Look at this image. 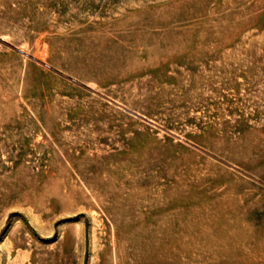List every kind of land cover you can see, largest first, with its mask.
<instances>
[{
  "label": "rangeland",
  "instance_id": "1",
  "mask_svg": "<svg viewBox=\"0 0 264 264\" xmlns=\"http://www.w3.org/2000/svg\"><path fill=\"white\" fill-rule=\"evenodd\" d=\"M0 264H264V0H0Z\"/></svg>",
  "mask_w": 264,
  "mask_h": 264
}]
</instances>
